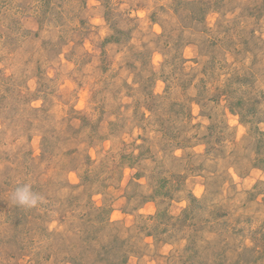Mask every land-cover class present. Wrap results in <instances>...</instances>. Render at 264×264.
<instances>
[{
	"label": "rangeland",
	"instance_id": "1",
	"mask_svg": "<svg viewBox=\"0 0 264 264\" xmlns=\"http://www.w3.org/2000/svg\"><path fill=\"white\" fill-rule=\"evenodd\" d=\"M0 264H264V0H0Z\"/></svg>",
	"mask_w": 264,
	"mask_h": 264
},
{
	"label": "clouds",
	"instance_id": "2",
	"mask_svg": "<svg viewBox=\"0 0 264 264\" xmlns=\"http://www.w3.org/2000/svg\"><path fill=\"white\" fill-rule=\"evenodd\" d=\"M12 198L16 206L27 209L36 208L44 202V197L37 194L32 185L27 183L18 185L12 194Z\"/></svg>",
	"mask_w": 264,
	"mask_h": 264
}]
</instances>
